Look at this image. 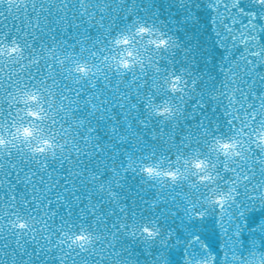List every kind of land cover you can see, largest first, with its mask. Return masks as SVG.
I'll list each match as a JSON object with an SVG mask.
<instances>
[{"label":"water","instance_id":"water-1","mask_svg":"<svg viewBox=\"0 0 264 264\" xmlns=\"http://www.w3.org/2000/svg\"><path fill=\"white\" fill-rule=\"evenodd\" d=\"M216 2L0 0V42L24 48L22 57L0 58V124L18 111L14 92L39 88V122L58 144L39 155L23 143L0 149V264H194L206 254L215 264H264V150L251 141L264 127V60L251 54L264 47V6L239 0L256 15L237 18L235 43L224 49ZM134 17L173 33L178 46L154 52L141 37L140 66L120 71L111 41ZM74 62L90 66L89 75L73 71ZM173 71L186 77L175 95L166 87ZM165 99L179 108L172 119L151 111ZM237 133L242 157L209 150L214 137ZM201 151L218 165V186L235 188L229 202L210 203L208 185L152 181L140 171L148 159L180 164ZM246 196L255 202L229 228ZM149 223L159 234L147 235ZM83 230L93 242L70 246L67 234Z\"/></svg>","mask_w":264,"mask_h":264},{"label":"clouds","instance_id":"clouds-1","mask_svg":"<svg viewBox=\"0 0 264 264\" xmlns=\"http://www.w3.org/2000/svg\"><path fill=\"white\" fill-rule=\"evenodd\" d=\"M209 2L211 3V0ZM255 2L264 4V0H255ZM234 3H239V0H234ZM134 21L130 29L117 32L111 41L114 54L110 62L120 71L140 66L144 59V52L138 46L141 37L144 39L145 47L154 52L170 51L178 46L176 36L160 25L139 17H134ZM141 29H146V31H140ZM156 41H166V43L158 45ZM251 54L264 60V47L255 48ZM23 55L24 48L19 41L0 42V58L5 56L15 58ZM85 67V62L72 64V70L82 77L89 75L91 70L89 66V71H85ZM185 85L186 77L182 71H173L166 83V87L174 95L183 92ZM12 101L18 111L7 124H0V149L23 143L34 155L40 154L41 147L48 152L55 150L58 147L56 138L48 134L39 122L40 119L46 118L45 97L41 90L36 87L20 89L12 94ZM151 111L157 116L172 119L179 112V108L171 100L165 99L153 104ZM32 113H39V118L32 116ZM251 141L257 148L264 150V127L256 129L251 136ZM246 147L239 133L228 136L218 135L209 144V150L213 154L227 160L242 157L246 152ZM217 169V163L211 157L204 155L202 151L182 157L180 164L164 163L160 159H148L140 166V171L149 180L167 181L172 184L190 182L193 186L208 185L209 191L206 196L210 203H218L221 199L227 203L233 199L236 190L233 187L218 186ZM146 226L151 229L148 236L154 237L161 231L159 225L155 223H149ZM81 236L84 237L83 240L80 239ZM93 240L94 234L87 230L67 234V242L73 247H79L82 243L89 245ZM194 264H215L214 256L206 254L197 258Z\"/></svg>","mask_w":264,"mask_h":264},{"label":"snow or ice","instance_id":"snow-or-ice-1","mask_svg":"<svg viewBox=\"0 0 264 264\" xmlns=\"http://www.w3.org/2000/svg\"><path fill=\"white\" fill-rule=\"evenodd\" d=\"M262 6H264V4H262ZM210 7L212 9L223 8V11H216L217 14L215 17L212 18V22L216 25L215 39L217 42H219L220 47L224 49H227L229 42H232L233 44L235 43V37L237 34V18L245 15H247L248 17H253L256 15V13L254 12L245 13L238 3H234V0H230L228 4H222L220 3V0H217V2L211 4ZM140 31H146V29H141ZM261 31H264V28H262ZM156 43L159 45L161 43H166V41H156ZM259 79L264 80V76H260ZM169 175H172V173H169ZM240 195L245 196V194L243 193H241ZM255 199L256 198L252 196H246L244 199H241L240 201L236 202L238 203L239 211L235 212L232 217H229V228H231L232 224L234 223L236 216L242 217L244 214V210L247 207V204L254 203ZM260 199L264 200V195H262ZM239 234L240 229L239 225H237L233 235L239 236ZM231 238L232 237L229 236V239ZM232 252H236L235 240L232 241ZM249 255L251 256L252 253L250 252ZM239 264H246L245 259H241Z\"/></svg>","mask_w":264,"mask_h":264}]
</instances>
